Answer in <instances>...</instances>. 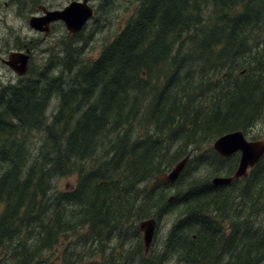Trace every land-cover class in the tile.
Masks as SVG:
<instances>
[{
    "label": "trees",
    "instance_id": "obj_1",
    "mask_svg": "<svg viewBox=\"0 0 264 264\" xmlns=\"http://www.w3.org/2000/svg\"><path fill=\"white\" fill-rule=\"evenodd\" d=\"M137 1L97 58L70 47L60 75L47 69L0 92V264H39L60 237L124 246L165 203V192L148 190L152 178L191 149L181 236L172 241V228L170 248L192 263L264 264V156L248 178L204 189L235 166L214 150L217 137L258 126L264 135V0ZM53 94L61 100L48 123ZM36 130L37 161L24 169L17 160ZM19 131L23 147L10 142ZM74 168L73 187H55Z\"/></svg>",
    "mask_w": 264,
    "mask_h": 264
},
{
    "label": "rangeland",
    "instance_id": "obj_2",
    "mask_svg": "<svg viewBox=\"0 0 264 264\" xmlns=\"http://www.w3.org/2000/svg\"><path fill=\"white\" fill-rule=\"evenodd\" d=\"M71 1L73 0H0V92H6V88L7 93L10 92V87L13 85L18 86L21 83L19 82V80H22L17 77L18 75L16 71H14L11 68L12 66L9 64V62H15L16 64L17 62H19L14 61V55L11 60L6 62L9 59L10 54H12L13 52H22L24 54H30L29 59L27 61V68L29 69L33 67L32 72L33 75H35L40 72H43L44 67L47 64H50L49 59L46 60L48 61L47 63L45 61V58L41 57L43 52L50 51L52 48L56 49L54 46H56V43L59 41L60 38L65 41L68 38V30H66L65 25L61 22L55 23L54 28L48 34H45L44 32H39L36 29H33V27H31L29 18L32 15H40V13L38 12V4L43 3L42 5L46 7L47 4H52L55 7L48 8L52 11L53 9H59L58 6H66ZM137 4V0H113L112 3L105 4L100 7L99 0H96L94 2V5L96 6L97 15L94 18V21L90 22L91 26L87 27V31H84L83 33L77 36H73V39L70 42L77 48V54H75L77 58L83 59L84 57L87 58L88 56L96 58L99 55L105 42L115 38L114 36L116 32L119 31V24L123 25V27L126 25V22L132 16L131 11L133 10L134 6H137ZM104 10H107L108 12L106 16H102L100 14ZM22 56L23 55H20L19 57L23 58ZM19 57H16V59H19ZM26 77L31 78V75L28 74ZM25 102L27 103L28 101L25 100ZM57 102L58 98L54 97L49 105V113L47 114L49 117H51L49 123L53 120V112H55L58 107ZM261 126H263L264 128V120H261ZM40 131L41 130H36L34 132H31L29 136L28 148L29 154L32 157L37 156L36 148L42 142L43 137H40V135L38 134V132ZM250 133H261L260 126L254 127L253 130L250 131ZM22 134L23 133L19 131L18 135H14L11 138L10 142H14L16 144L18 140H24ZM190 151H192V149ZM0 172H2L1 165ZM205 173L206 169H202L197 172L196 176H202ZM74 174L75 173H69V175L71 176L69 178L56 177V180L54 182L55 187L60 190H65L66 183H71L74 181V177L76 176ZM52 191L53 193L57 192L55 190ZM22 198L23 196L20 199ZM179 218L181 219L176 210H174V212L165 213L162 216L160 229L158 230L155 239L156 247L159 248V255L166 250V248L171 244L172 241H174L176 234L173 235L172 241L167 238V235L170 229L172 228L174 222H176ZM66 219L68 220L67 217ZM92 237L94 236L92 235ZM92 237L88 240V242L93 244V242H96L98 240L96 242L97 244L100 240V237ZM75 241L76 240L73 237L71 239L60 237L59 243L53 250L54 253H49V258L45 257V259L40 260L39 264H61L62 260H59V258L62 254H59L60 251L66 250L67 247L70 244H73ZM138 241L139 238L137 236L126 240L123 244L125 246L124 249L131 251V249L134 248L135 243ZM102 242L105 243L103 244L104 250H110L112 254H123V248L121 247L117 239H114L109 243H106V241L103 239ZM93 246L94 245H92V247ZM77 251L78 250L76 249L70 250L69 254L72 255V253H75ZM135 255L138 256V254ZM185 256L189 255H185L183 253V257L188 261H191ZM99 257L100 255L96 254V258L95 256H93L92 258L97 260ZM185 259H183V262L181 261L180 264H198L197 261L189 263ZM176 260L177 258L173 256H168L166 260L162 262L160 261L158 262V264H178ZM134 264H139V261L136 260Z\"/></svg>",
    "mask_w": 264,
    "mask_h": 264
},
{
    "label": "water",
    "instance_id": "obj_3",
    "mask_svg": "<svg viewBox=\"0 0 264 264\" xmlns=\"http://www.w3.org/2000/svg\"><path fill=\"white\" fill-rule=\"evenodd\" d=\"M45 13L46 15L44 16H32L30 25L36 29L47 30V27H44V25L49 24L51 21L62 19L69 32L75 33L80 31L87 20L94 16V11L87 4V0L81 3L73 2L62 11L46 10ZM25 60V57L24 60H17L22 62V65L19 67L20 69H16L19 74L27 72V60L26 62ZM9 64L11 65L10 62ZM214 148L225 156L232 155L239 150L241 151L240 163L234 175L228 177L217 176L212 179L214 185L229 184L234 179H238L241 176H248L249 169L254 167L264 154V140L247 141L242 130H235L218 137L214 142ZM187 159L188 157L178 161L170 171L155 175L154 181L150 184L149 189H152L159 182H175L185 167ZM155 225L156 220L151 218L141 221L137 226L139 231L144 232L143 240L146 253L155 231Z\"/></svg>",
    "mask_w": 264,
    "mask_h": 264
},
{
    "label": "flooded vegetation",
    "instance_id": "obj_4",
    "mask_svg": "<svg viewBox=\"0 0 264 264\" xmlns=\"http://www.w3.org/2000/svg\"><path fill=\"white\" fill-rule=\"evenodd\" d=\"M84 0H80V1H77V0H73V1H71L69 4H71V3H73V2H83ZM96 0H87V4L89 5V6H91L93 9H94V11H95V16L93 17V18H91L85 25H84V27L80 30V31H78V32H76V33H74V34H68V32H67V36H68V38H67V43H63L60 39H59V41L56 43V49H57V51H63V50H65V49H67V48H70V47H72V45H70L69 44V46H68V43L69 42H71L72 41V39H73V36H77V35H79V34H81V33H83L84 31H87V27L88 26H91V23L90 22H92V21H94V18L96 17V15H97V10H96V6L94 5V2H95ZM108 2H106V0H99V5H100V7L101 6H103V5H105V4H110V3H112V1L113 0H107ZM43 3H41V4H38V12L40 13V16H43L44 14H45V11L46 10H48V8H53V7H55V6H53L52 4L51 5H48L47 4V7L46 6H44V5H42ZM69 4H67L66 6H58L59 7V9H53V10H59V11H62V10H64ZM103 4V5H102ZM84 5L86 6V4L84 3ZM81 11V10H80ZM107 10H104V11H102L100 14L102 15V16H106L107 15ZM57 22H61V23H63L64 25H65V23H64V21L61 19V20H58V21H51L49 24H46V27H47V30H48V32L47 33H45V34H48V33H50L51 31H52V29L54 28V24L55 23H57ZM65 27H66V25H65ZM121 28V24H119V29ZM67 30V29H66ZM39 32H41V31H39ZM12 55H18V53H16V54H12ZM58 63H60V62H58ZM158 251H159V248L158 247H156L155 245H152L151 246V249H150V254H149V258H151V261H149L148 262V264H154V262H155V260H154V258L152 259V255L153 256H155V258H157L156 259V261L157 262H162L163 260H161L160 258H159V255H158ZM167 253H168V247L166 248V250L164 251V252H162L161 253V255H163L162 257L164 258L166 255H167ZM158 255V256H157ZM60 259H61V257H60ZM87 264H94V262L93 261H91L90 259H88L87 260Z\"/></svg>",
    "mask_w": 264,
    "mask_h": 264
},
{
    "label": "bare ground",
    "instance_id": "obj_5",
    "mask_svg": "<svg viewBox=\"0 0 264 264\" xmlns=\"http://www.w3.org/2000/svg\"><path fill=\"white\" fill-rule=\"evenodd\" d=\"M106 2H108L107 0H106ZM103 5V4H102ZM101 9V8H100ZM100 11V10H99ZM72 58V57H71ZM47 79V78H46Z\"/></svg>",
    "mask_w": 264,
    "mask_h": 264
}]
</instances>
